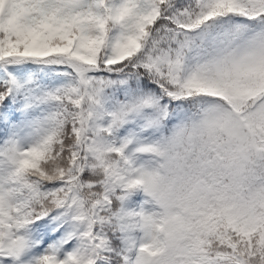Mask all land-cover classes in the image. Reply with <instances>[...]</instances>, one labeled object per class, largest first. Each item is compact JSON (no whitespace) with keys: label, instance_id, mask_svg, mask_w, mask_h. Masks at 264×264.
Masks as SVG:
<instances>
[{"label":"snow or ice","instance_id":"obj_1","mask_svg":"<svg viewBox=\"0 0 264 264\" xmlns=\"http://www.w3.org/2000/svg\"><path fill=\"white\" fill-rule=\"evenodd\" d=\"M0 264H264V0H0Z\"/></svg>","mask_w":264,"mask_h":264}]
</instances>
